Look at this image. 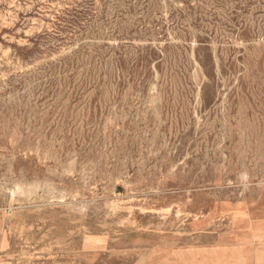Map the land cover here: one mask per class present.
<instances>
[{
	"label": "rangeland",
	"instance_id": "obj_1",
	"mask_svg": "<svg viewBox=\"0 0 264 264\" xmlns=\"http://www.w3.org/2000/svg\"><path fill=\"white\" fill-rule=\"evenodd\" d=\"M262 199L264 0H0V264H239Z\"/></svg>",
	"mask_w": 264,
	"mask_h": 264
},
{
	"label": "crops",
	"instance_id": "obj_2",
	"mask_svg": "<svg viewBox=\"0 0 264 264\" xmlns=\"http://www.w3.org/2000/svg\"><path fill=\"white\" fill-rule=\"evenodd\" d=\"M220 211L232 216V229L216 236L208 234L207 243L200 245H206L208 249L223 248L225 252L238 248L241 252L239 264H264V199L256 204L223 202ZM2 250L0 246V253Z\"/></svg>",
	"mask_w": 264,
	"mask_h": 264
}]
</instances>
